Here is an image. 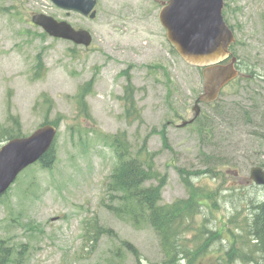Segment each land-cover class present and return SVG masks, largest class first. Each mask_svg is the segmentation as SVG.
<instances>
[{
  "label": "rangeland",
  "instance_id": "1",
  "mask_svg": "<svg viewBox=\"0 0 264 264\" xmlns=\"http://www.w3.org/2000/svg\"><path fill=\"white\" fill-rule=\"evenodd\" d=\"M159 3L97 0L90 18L51 0H0V126L11 115L25 135L46 120L57 128L54 165L30 164L0 195V240L13 249L7 264H137L131 247L140 264H164L159 236L122 210V193L111 183L115 156L109 135L118 131L125 132L132 155L144 144L154 153L163 175L161 204L187 196L184 178L203 192L189 231L176 243L175 259L262 261L244 231L251 212L247 200L264 198V187L249 182L252 166L264 169V139L256 134L264 129V0H224L236 55L253 70L252 78L226 85L214 107L199 100L196 120L183 127L177 124L194 117L192 107L202 94L201 70L171 48L158 20ZM35 13L86 29L90 44L48 35L32 23ZM128 82L140 111L135 118L125 117L120 98ZM78 90L86 95L89 118L75 99ZM217 103L225 108L214 114ZM226 110L235 116L230 121ZM218 158L229 163L217 165V174H194L203 163L208 167L207 159ZM97 225L109 232L95 240ZM208 232L212 239L205 241ZM230 243L237 250L228 255Z\"/></svg>",
  "mask_w": 264,
  "mask_h": 264
},
{
  "label": "water",
  "instance_id": "2",
  "mask_svg": "<svg viewBox=\"0 0 264 264\" xmlns=\"http://www.w3.org/2000/svg\"><path fill=\"white\" fill-rule=\"evenodd\" d=\"M66 11H77L93 18L97 0H51ZM158 20L165 31L166 40L178 56L188 65L201 67L203 92L193 105L194 117L177 126L183 127L199 114L198 102L214 100L220 88L237 75V58L230 50L235 41L233 30L225 22L222 9L224 0H160ZM33 24L42 27L48 35L88 46L92 40L89 31L74 28L66 20H57L45 13L31 16ZM230 55L227 63L222 61ZM57 128L44 123L31 133L14 136L0 145V195L11 185L17 174L35 162L52 144ZM249 178L264 186V170L252 166Z\"/></svg>",
  "mask_w": 264,
  "mask_h": 264
},
{
  "label": "trees",
  "instance_id": "3",
  "mask_svg": "<svg viewBox=\"0 0 264 264\" xmlns=\"http://www.w3.org/2000/svg\"><path fill=\"white\" fill-rule=\"evenodd\" d=\"M227 8L228 7H226L225 4L223 9L224 15H226ZM235 46L236 43L232 44L230 49L236 55ZM236 56L238 59L237 67L246 74L243 79H240L248 80V78H252L251 73H253V70L248 67L245 61L240 60L238 55ZM40 65H42V63L41 60L38 59L35 67L36 70L33 72L34 76L36 77L40 76ZM236 79L234 81H236ZM247 82H249V80ZM42 97L45 98L44 100L47 102L50 100L45 94H43ZM85 98L86 95L84 96L79 90L76 92L75 99L77 100L78 105H80L81 113L89 118L90 115ZM120 98L124 102L126 118H135L137 115L139 116L140 111L136 107L133 86L130 82L126 83L124 86L123 95ZM224 108V103L223 106L218 104V108L215 110L214 114L220 112V110ZM222 113H225L228 116V121L235 117L229 115L227 110L223 111ZM214 116L216 117V115ZM214 116L212 114V117L209 118L210 121L216 120ZM221 121L223 122V118ZM260 121L264 126V109L261 112ZM7 122H9L8 125L0 126V142H3L14 136L25 135L21 132V127L16 120V117L9 115L7 117ZM43 123H51L55 125L54 121L46 120ZM222 125L223 124H219V126ZM224 126H228V123H225ZM262 132L263 133L256 134L259 138L264 139V129ZM219 134L220 133L217 134L218 137ZM109 137L115 156V164L110 178L111 183L113 180L116 190L121 191L122 193L120 197L124 199L122 210L129 212L135 222L142 218L155 230L156 234L159 236L160 244L163 246V251L165 254L164 264H181L179 259H175V255H173L178 251L176 243H178L179 238L184 233L189 231L190 220L199 208L201 203L200 198L203 196V192L193 185V183H191L189 180L184 178L183 181L187 190V196L185 198H177L171 203L161 204L160 199L161 187L163 185V175H161L160 171L158 172L157 168L155 167L154 153L148 151L146 145L144 144L139 148L137 152L138 154L132 155L130 151V141L127 139L124 131H118L113 135H109ZM215 142L220 144L222 141L216 139ZM53 144L38 158L37 162L42 168H51L56 161V149ZM251 162L252 161H249V163ZM228 163V158H224L223 162L220 158L217 160L207 159L206 164L208 167H205V164L203 163L204 169L195 171L194 174H197V176H201L200 174L215 175L217 174V165H226ZM151 181H157V183L154 184V182ZM246 206L250 207L251 212L247 219V230L244 231L245 236L250 239L252 245L257 250V256L262 260L261 262H257V264H264V198L254 202L247 200ZM105 231L109 232V229L105 230L98 225L97 229L93 227V232L96 233L94 239L96 240L98 234L104 233ZM228 232L232 233L230 230H228ZM212 235L209 233L206 237L207 240L205 241L211 240ZM166 245H169L170 247L169 252L165 247ZM12 250L13 249L11 247L5 245L3 241L0 240V264L8 263L12 256ZM131 250L137 259V264H140L137 250L134 247H131ZM236 250L237 248L235 245L230 243V248L229 251H227V254L231 255ZM180 252L183 255L180 256L186 258L184 250ZM195 252L198 254L197 251ZM172 255L173 257H171ZM189 262L190 261L188 257L187 264H189Z\"/></svg>",
  "mask_w": 264,
  "mask_h": 264
}]
</instances>
